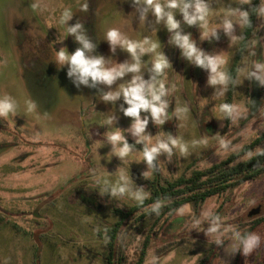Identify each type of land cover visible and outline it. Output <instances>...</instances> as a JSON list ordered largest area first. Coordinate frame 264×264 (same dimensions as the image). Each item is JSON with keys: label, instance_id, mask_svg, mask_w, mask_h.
<instances>
[{"label": "rangeland", "instance_id": "374dc122", "mask_svg": "<svg viewBox=\"0 0 264 264\" xmlns=\"http://www.w3.org/2000/svg\"><path fill=\"white\" fill-rule=\"evenodd\" d=\"M82 2L0 0V97L8 95L17 105L15 115L0 119V264H106L107 248L98 232L117 220L112 212L114 208L127 209L135 204L127 198L101 197L92 183L94 173L103 174L105 170L112 173L120 165L115 156L110 157V145L103 135L113 130L103 121L111 115L109 111L114 106L100 102L95 89L74 88L65 70H57L53 48L66 46L71 53L78 46L71 37L53 43L57 37L63 38L64 28L58 21L65 8L73 13L68 23L79 20L88 37L97 44L95 54L112 56L118 63L127 59V53L119 49L115 55L109 52L103 41V34L109 28L119 29L130 39L148 37L161 44L158 51L172 65L166 70L165 79L176 86L169 97V111L179 100L187 104L189 116L186 121L172 118L160 129L149 122L146 130L151 135L160 130L185 140L207 141L191 150L187 157L174 154L169 161L161 156L163 179L178 177L193 161L194 168L218 163L264 133V88L259 86L261 106L250 116L253 81L244 80L236 85L232 104L241 109L240 116L232 121H218L213 106L221 100L226 102L228 91L222 98L211 97L213 89L206 85V72L181 58L179 50L168 43L169 33L162 24L156 25L150 15L146 22H141L130 0H87V12L80 11ZM221 2L244 8L250 0ZM33 3L38 4L37 9L31 7ZM210 3L214 9L221 7L217 0ZM218 24L219 13L210 18V27ZM181 28L204 51H225L229 56L228 71L243 29L234 26V34L241 38L229 46L228 38L220 30L218 40L201 41L196 26L181 24ZM252 52L255 55H250ZM142 60L145 68L150 67L151 54ZM254 60H264V17L261 16L240 68L245 65L250 68ZM29 99L37 105L32 112L26 110ZM116 115L119 119L114 126L127 128L129 118L119 112ZM126 138L133 143L127 134ZM262 148L264 142L239 160ZM132 155L135 158L139 154ZM144 170L142 161L129 165L134 184L149 190L153 175L143 179L140 173ZM205 209L223 218L220 233L205 234L207 221L201 216ZM261 215H264V175L228 191L222 198L213 197L200 207L191 204L183 207L153 241L144 264H152L153 256L158 258L156 264H187L193 256L196 257L192 264H199L211 249L216 251L215 257L205 264H260L264 260V224L252 232L259 237V245L247 256L239 251L233 253L236 242L231 230L235 227L246 232V223ZM196 217L201 223L194 227L192 220ZM148 229L145 224L125 238L127 264H134L137 259ZM216 239L224 244L217 245Z\"/></svg>", "mask_w": 264, "mask_h": 264}, {"label": "clouds", "instance_id": "9594fccd", "mask_svg": "<svg viewBox=\"0 0 264 264\" xmlns=\"http://www.w3.org/2000/svg\"><path fill=\"white\" fill-rule=\"evenodd\" d=\"M217 2L221 5L219 9H214L210 0H130L141 22H146L149 15L153 17L156 25L162 24L167 30L168 43L179 50L181 58L206 72V85L213 89L211 97L214 99L224 97L229 86L241 85L244 80L256 81L260 87L264 88V60L252 61L250 68L246 65L242 66L233 77L226 70L229 56L225 51H204L197 46L190 33L183 32L181 24L196 26L200 32V40L206 41L218 40V30H220L228 38L229 46L235 45L241 36L234 34V26H238L241 30L251 26L250 10L231 7L230 4L224 5L221 0ZM31 7L37 9L38 4L33 3ZM255 10L257 15L264 17V3L256 6ZM80 11H88L87 0H83L80 4ZM217 13H219V24L210 27V18ZM177 15L180 19L176 18ZM72 17L73 13L69 8L61 12L58 22L64 28L63 38L57 37L53 43H61L67 37H71L78 46L71 53L66 46L58 50L53 48V62L58 71L65 70V76L74 88L95 89L100 102L114 106V109L109 111L111 115L103 121L113 130L104 132L103 135L106 143L110 145V157L115 156L120 165L112 173L106 170L103 174L94 173L91 177L92 183L101 197L107 195L112 199L127 198L136 205H144L150 192L142 185L134 184L129 175V165L132 162L142 161L145 170L140 175L147 180L153 173L160 170L161 156L169 161L174 154L187 157L191 155V150L205 145L207 141L203 138L185 140L182 136L160 130L155 135H151L146 130L149 122L160 129L172 118L177 121H186L189 116L187 104L179 100L176 101L171 112L169 111V97L176 86L165 79L166 70L172 68V65L166 55L158 51L161 46L158 40H151L148 37L134 40L117 28L107 29L103 34V41L107 43L109 52L115 55L119 49L127 53V59L118 63L112 59V56L105 58L103 55L95 54L97 44L88 37L79 20L73 24L68 23ZM156 30L153 29L155 32ZM147 54H151V62L150 67L145 68L142 58ZM250 55H255V52ZM145 73L148 74L147 78ZM126 76L129 78L124 79ZM118 101L120 103L117 105ZM16 107L14 98L8 95L0 97V119H5L10 114L15 115ZM36 108L35 101L31 99L26 101L28 112ZM213 110L218 121H232L241 113L237 105L223 100L215 104ZM116 112L129 118L127 128L122 130L114 126L119 119ZM126 134L132 138L133 143L128 142ZM220 143L223 145V140ZM137 145L141 146L139 150L136 148ZM134 152L139 154L135 158L132 155ZM166 203L167 198L155 199L147 205L145 211L158 216ZM183 207L186 206L177 209V212H182ZM201 216L207 221L205 234L220 233L224 227L223 218L220 215L205 209L202 210ZM200 223L199 217L192 220L194 227ZM231 236L236 242L233 253L239 251L243 256H247L259 245V237L252 232H242L233 227ZM215 243L220 245L222 241L216 239ZM195 257L189 258L187 264H192ZM157 259L153 256L152 264H156Z\"/></svg>", "mask_w": 264, "mask_h": 264}, {"label": "trees", "instance_id": "16d2710c", "mask_svg": "<svg viewBox=\"0 0 264 264\" xmlns=\"http://www.w3.org/2000/svg\"><path fill=\"white\" fill-rule=\"evenodd\" d=\"M261 1L250 0V3L244 7L245 10H250L251 26L243 29L242 40L237 48L233 63L228 69L233 77L237 75L255 30L259 18L255 7L261 4ZM235 90L236 85L229 86L226 102L232 103ZM263 142L264 133L249 145L244 146L238 153L206 168H194L196 162L193 161L183 174L172 180L163 179L160 170L153 173V178L149 182L150 196L145 200L144 205L133 204L127 209L114 208L112 212L117 220L112 226L98 232V237L105 240L106 264H127L126 247L123 244L125 238L129 233L131 234L148 224L149 229L141 241L137 259L134 262V264H144L153 241L157 240L163 228L170 224L177 214V209L188 204L200 207L213 197L222 198L228 191L246 182L260 179L264 175V148L248 158L239 159ZM136 148L140 149L141 146L137 145ZM164 198H167V203L161 208L158 216L145 211L147 205H150L155 199ZM263 224L264 215L253 218L246 223L245 226L248 227L246 232H253ZM222 244L224 243L220 245ZM215 253L214 249L209 250L199 264H205L209 259L214 258ZM260 264H264V260Z\"/></svg>", "mask_w": 264, "mask_h": 264}, {"label": "water", "instance_id": "95a60500", "mask_svg": "<svg viewBox=\"0 0 264 264\" xmlns=\"http://www.w3.org/2000/svg\"><path fill=\"white\" fill-rule=\"evenodd\" d=\"M261 106L260 90L258 82L253 81L252 95L250 100V116L256 114Z\"/></svg>", "mask_w": 264, "mask_h": 264}]
</instances>
